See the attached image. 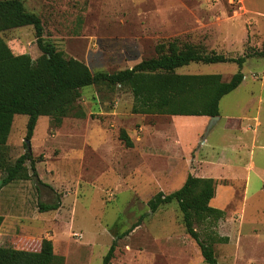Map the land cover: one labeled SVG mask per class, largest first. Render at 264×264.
<instances>
[{"label":"rangeland","instance_id":"rangeland-1","mask_svg":"<svg viewBox=\"0 0 264 264\" xmlns=\"http://www.w3.org/2000/svg\"><path fill=\"white\" fill-rule=\"evenodd\" d=\"M21 1L75 73L132 67L173 38L227 56L264 49V0ZM0 35L15 59L41 53L32 25ZM237 70L233 62H191L176 72L227 80ZM241 71L243 81L221 98L220 119L209 129L203 116L133 113L124 85L83 87L84 117H64L56 126L40 116L30 138L37 175L0 188L1 245L38 248L48 238L64 264H102L112 241L139 223L116 239L110 264H206L177 203L152 212L147 201L179 188L188 174H212L210 204L225 212L214 230L228 238L213 245L217 261L264 264V56L248 57ZM26 122L27 115H14L2 148L8 162L27 149ZM120 128L132 147L118 138ZM39 202L59 207L41 212Z\"/></svg>","mask_w":264,"mask_h":264},{"label":"trees","instance_id":"trees-1","mask_svg":"<svg viewBox=\"0 0 264 264\" xmlns=\"http://www.w3.org/2000/svg\"><path fill=\"white\" fill-rule=\"evenodd\" d=\"M24 25L34 28L35 41L41 52L35 59L26 54L19 56V60L15 59L0 35V170L3 172L0 188L37 175L35 159L27 149L12 163L2 153L14 115H27L25 139L30 140L40 116L50 117L56 126L64 117H84L85 111L78 105L83 87L124 85L133 96V113L217 116L221 98L243 81L241 68L246 59L253 55L264 56V49L227 56L215 51L207 52L199 45L173 38L155 46L157 56L143 59L132 67L114 72L75 73L77 71L72 69L70 62L61 59L55 45L44 39L43 24L36 13L28 11L21 0H0V33ZM191 62H233L237 64L238 70L227 80L219 73L176 72L177 68ZM118 138L126 147L133 146L125 129H119ZM215 191L216 179L188 174L179 188L169 193L158 191L147 201L152 212L161 205L173 201L177 203L185 231L198 245L206 264H221L216 259L213 245L228 241L226 236L214 230L225 214L223 209L210 204ZM38 206L44 212L57 209L59 202H39ZM3 220L4 217L0 215V227ZM138 224L134 223L116 239L127 235ZM196 224L203 228L204 237L195 228ZM116 239L103 256L102 264H110ZM0 264H64V256L54 253L50 239L42 238L38 248L27 246L22 241L14 247L0 246Z\"/></svg>","mask_w":264,"mask_h":264},{"label":"water","instance_id":"water-1","mask_svg":"<svg viewBox=\"0 0 264 264\" xmlns=\"http://www.w3.org/2000/svg\"><path fill=\"white\" fill-rule=\"evenodd\" d=\"M219 117L218 116H211L210 119H211V122L209 124V126L207 127L208 129L213 125V123L218 119ZM25 144H26V147H27V150L28 151H31V145H30V140L29 139H25Z\"/></svg>","mask_w":264,"mask_h":264},{"label":"crops","instance_id":"crops-1","mask_svg":"<svg viewBox=\"0 0 264 264\" xmlns=\"http://www.w3.org/2000/svg\"><path fill=\"white\" fill-rule=\"evenodd\" d=\"M203 117H206L207 119H209L210 117H207V116H203ZM220 119V117L217 119V120H219ZM259 122V121H258ZM215 123V122H214ZM213 123V124H214ZM247 127H249V126H247ZM239 130H241L242 131V129L241 128H238ZM236 130H237V128H236ZM201 177H212V178H215L214 177V175H212V174H206V175H204V176H201ZM45 204H49V203H45ZM0 215H4V213L2 212V213H0ZM2 243L0 242V246H8V245H1ZM12 247H14V246H12Z\"/></svg>","mask_w":264,"mask_h":264}]
</instances>
